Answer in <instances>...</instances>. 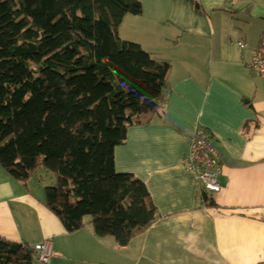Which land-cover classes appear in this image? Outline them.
I'll use <instances>...</instances> for the list:
<instances>
[{
  "label": "crops",
  "instance_id": "crops-1",
  "mask_svg": "<svg viewBox=\"0 0 264 264\" xmlns=\"http://www.w3.org/2000/svg\"><path fill=\"white\" fill-rule=\"evenodd\" d=\"M141 1L119 33L170 64L166 99L151 122L129 127L115 162L147 185L155 221L126 246L98 236L91 219L70 233L46 204V182L0 164V236L51 240V264H264V74L249 66L264 53V0ZM196 126L222 162L208 201L186 167Z\"/></svg>",
  "mask_w": 264,
  "mask_h": 264
},
{
  "label": "trees",
  "instance_id": "trees-1",
  "mask_svg": "<svg viewBox=\"0 0 264 264\" xmlns=\"http://www.w3.org/2000/svg\"><path fill=\"white\" fill-rule=\"evenodd\" d=\"M142 11L141 0H0V164L46 182L68 232L89 216L120 246L157 217L147 185L115 162L129 127L166 99L170 64L119 33ZM29 247L0 236V264H34Z\"/></svg>",
  "mask_w": 264,
  "mask_h": 264
},
{
  "label": "built area",
  "instance_id": "built-area-1",
  "mask_svg": "<svg viewBox=\"0 0 264 264\" xmlns=\"http://www.w3.org/2000/svg\"><path fill=\"white\" fill-rule=\"evenodd\" d=\"M241 48L248 45L244 41L238 42ZM249 66L260 74H264V53L257 51L251 58ZM187 169L192 172L201 190L208 193H217L222 185V162L209 131L203 126H196L189 141L187 154ZM40 264H51L53 257L52 242L45 239L34 245Z\"/></svg>",
  "mask_w": 264,
  "mask_h": 264
},
{
  "label": "rangeland",
  "instance_id": "rangeland-1",
  "mask_svg": "<svg viewBox=\"0 0 264 264\" xmlns=\"http://www.w3.org/2000/svg\"><path fill=\"white\" fill-rule=\"evenodd\" d=\"M123 39V38H122ZM123 40H125V39H123ZM46 197V196H45ZM89 219H91V217H86V221H89ZM88 224V223H87ZM34 264H40V262H39V260H38V258H36V260L34 261ZM131 264V263H130Z\"/></svg>",
  "mask_w": 264,
  "mask_h": 264
},
{
  "label": "water",
  "instance_id": "water-1",
  "mask_svg": "<svg viewBox=\"0 0 264 264\" xmlns=\"http://www.w3.org/2000/svg\"><path fill=\"white\" fill-rule=\"evenodd\" d=\"M29 248H30V249H32V247H31V246H30Z\"/></svg>",
  "mask_w": 264,
  "mask_h": 264
},
{
  "label": "clouds",
  "instance_id": "clouds-1",
  "mask_svg": "<svg viewBox=\"0 0 264 264\" xmlns=\"http://www.w3.org/2000/svg\"><path fill=\"white\" fill-rule=\"evenodd\" d=\"M32 247V246H31ZM34 247V246H33ZM36 252V251H35Z\"/></svg>",
  "mask_w": 264,
  "mask_h": 264
}]
</instances>
